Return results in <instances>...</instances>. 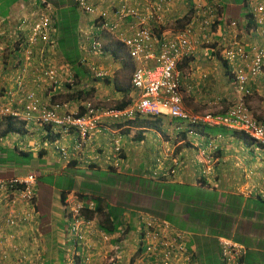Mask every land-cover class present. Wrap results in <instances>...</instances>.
Listing matches in <instances>:
<instances>
[{
  "label": "crops",
  "instance_id": "crops-1",
  "mask_svg": "<svg viewBox=\"0 0 264 264\" xmlns=\"http://www.w3.org/2000/svg\"><path fill=\"white\" fill-rule=\"evenodd\" d=\"M27 1H15L4 9L6 15L0 17V43L8 41L7 32L12 31L14 22L16 23L20 16L41 10L45 4V0ZM172 1L174 9L169 13V18L188 14L183 0ZM65 5L68 6L67 3ZM223 13L224 15L219 16L221 18L218 17L215 28L211 29L212 33L198 32L199 36L194 37L196 44L193 45L192 52L178 64L182 77L183 106L190 114L219 112L220 107L216 106L219 101L222 106L228 107V103L233 102L236 94L238 95L227 73L228 65L223 59L222 52L230 44L234 33L233 38L236 36V40L251 43L247 30L252 24L244 19L241 3L230 5ZM76 15L77 44L81 62L79 70L83 71V76L78 77L73 85L63 84L54 88L47 83L38 84L32 78L31 71L27 70L22 78L25 89L34 91L42 104L62 101L70 104L71 109L79 100L66 101L67 95L78 88L91 91L88 98L105 108L116 109L117 104L127 99L132 103L130 71L133 65L129 58L126 54L122 55L120 50L111 52L117 46L114 44L111 46L110 42L107 44L104 36L102 38L104 52L96 58L85 57L80 48V31L91 19L87 20L77 8ZM3 20L5 22L1 24ZM231 23L236 24L235 29L231 27ZM204 34L208 35V44L203 43L201 36ZM51 37L52 47H46V51L43 52L34 50L32 65L36 62L39 65L43 63L45 66L60 68L65 64V60L56 49V30ZM6 46L7 48L11 46L10 40ZM16 57L17 54H12L9 61L16 63ZM83 59L85 63L82 62ZM87 64L95 65L97 72H102L101 76L90 73ZM0 67V104H5L4 94L15 87L13 78L15 73L2 72L4 65ZM75 70L73 69V74ZM73 78L75 79V76ZM17 81L20 83V80ZM251 86L253 95L248 99V106L252 115L258 121L264 122V70L252 81ZM19 98L18 95H14L12 100L14 106L18 105ZM145 119L136 117L132 121H115L103 118L101 120L103 127L90 137L86 148L80 151L73 150L75 134L61 136L59 133H51L48 129L42 131L34 127L24 134L10 133L0 139V148L15 149L21 151L22 155L30 154L31 161L26 164L21 159V163L18 162L20 166L9 163L0 166V170L14 168V172L38 171V176L44 171L53 177L63 175L62 178L66 182L61 185L66 189L69 187V181L73 182L72 190L66 197L67 202L76 199L72 198L76 192L81 198L83 196L99 198L103 207L106 205L120 210V219L125 220L128 231L131 230L129 237L121 238V231L112 235L108 242H102L92 236L87 240L89 261H82L80 264H103L102 251L112 248L111 246L117 249L119 259L113 260L111 264H154L145 256L143 247L136 237L142 217L148 214L166 220L174 230L188 235L186 246L191 255V262H187L185 257L180 255L178 261H175L176 264H221L218 238L226 236L246 249L242 264H264V197L255 196L264 189V166L261 167L258 161L255 163L254 158L258 160L257 157L249 153L252 152L254 155L256 148L247 146L238 135L230 131L215 138H205L202 142H190L193 143V147L187 148L182 146L184 141L181 135L172 131L173 123L176 121L169 117L154 118L151 121H144ZM156 121L160 122L155 123ZM58 146L65 147L69 152L68 160L61 158L56 151ZM165 149L168 152H165ZM152 153L155 155L153 158ZM173 154L175 158L171 157ZM23 156L25 158V155ZM207 160H210L207 166L212 174L208 182L206 181L208 178H205L204 184L200 181L199 170ZM157 163L162 164V171L159 174L153 172L150 174L152 165L155 166ZM87 164L89 169L86 167ZM170 168L175 171L173 174L168 171ZM255 169H259L256 175ZM198 190L205 191L208 197H201ZM209 192H217L218 195L216 198L214 196L209 198ZM249 192L253 194L249 195ZM59 193L60 191L56 189L52 199L43 198L44 213L48 219L46 224L51 228L50 233L55 238V245H49L46 233L43 235L41 233L38 241L34 243L28 244L25 241L22 245L20 240L19 245L24 251L18 258L20 262L24 259L27 263H32L37 259L38 262L33 263L40 264L41 261L42 264L41 255L50 251L49 249L60 250L63 256L72 250H79V243L76 246L75 243L74 245L69 243L73 237L70 238L66 231L68 216L64 211V203L62 204L59 199ZM48 202L50 203L47 206ZM3 208L0 206V217L5 213ZM128 240H136V246L134 247L133 242ZM124 251L126 255H123ZM132 253L135 256L134 260L130 261V258L125 262V257ZM75 255H79V252ZM57 258L56 255L55 264H59ZM67 263V260H64V263L62 261V264Z\"/></svg>",
  "mask_w": 264,
  "mask_h": 264
},
{
  "label": "built area",
  "instance_id": "built-area-1",
  "mask_svg": "<svg viewBox=\"0 0 264 264\" xmlns=\"http://www.w3.org/2000/svg\"><path fill=\"white\" fill-rule=\"evenodd\" d=\"M183 1L187 11H192L194 16L188 25L177 30L171 27L168 19L173 8L170 0H76L80 13L86 16L87 20L91 19L80 31V48L85 57L96 58L104 52L101 37L106 34L114 37L116 44L135 61L131 79L135 94L132 104L123 110L105 108L91 99L79 100L72 109L70 104L62 101L42 104L34 91L25 89L22 84L23 77L18 75L15 81L16 93L9 91L5 95L6 103L0 106V122L11 117L20 119L27 126L32 125L37 130L47 128L51 133H59L61 136L75 134L73 150L80 151L86 148L90 137L103 127V118L126 121L136 117H169L179 122L177 129H188L190 135L194 133L191 131L192 126L197 123L241 132L264 152V122L253 117L242 99L223 114L192 115L184 108L182 77L178 64L192 52L193 45L196 44L194 37L199 36L198 32L212 33L218 9L210 6L207 0ZM246 2L248 12L257 25L250 33L256 36L260 43L250 45L236 40L235 36L222 55L234 76L237 91L250 95L249 81L264 70V0ZM46 9L49 10V6L35 14L25 37V64L29 67L34 48L42 46L43 52L46 46L52 47L53 44L51 36L55 30L51 27V15L45 12ZM26 23L27 19L24 18L21 24ZM201 37L204 44L209 43L208 35ZM82 62L85 63V59ZM87 65L90 73L101 76L102 72H97L95 65ZM32 68L29 69L31 76L38 84L47 83L55 88L74 83L73 72L68 65L61 69L44 64ZM17 80H20V83ZM16 94L20 96L17 103L21 106L19 109L13 108L12 100ZM56 150L62 159L68 160L69 152L65 147L58 146ZM204 173L209 174L210 168L207 167ZM35 184V176L29 174L24 178L0 180V191L6 196H17L25 202H30ZM18 185H23V188H16ZM263 191L260 193H264ZM81 208V203H76L72 208L74 215L71 234L83 245L87 244V240L92 236L102 242L108 241L109 237L96 231L92 221L77 216ZM141 234L145 254L154 256L155 262L176 264L175 261H178L180 255H183L187 262H191V255L186 247V235L172 230L166 221L158 217L147 218ZM218 244L222 264H241L246 252L242 245L228 237H219Z\"/></svg>",
  "mask_w": 264,
  "mask_h": 264
},
{
  "label": "trees",
  "instance_id": "trees-1",
  "mask_svg": "<svg viewBox=\"0 0 264 264\" xmlns=\"http://www.w3.org/2000/svg\"><path fill=\"white\" fill-rule=\"evenodd\" d=\"M15 1H18V0H0V17L6 15V13L4 14L1 12V10H4L2 6H4L5 4L8 5V3H10V2H11L10 3V5H11ZM25 1H27V0H25ZM207 1L210 4V6H214L216 9H218V12H217V14H218L217 18H218L220 16V14L224 15L223 11H225L226 8H229L230 5L240 4L245 0H207ZM66 3L68 4V6L65 5ZM44 6H49V10L46 9L45 12H47V14L51 15V27H53V29L56 30L55 45H56L57 51L62 55L65 62H67L74 70L78 69V70H75V73H74V76H75L74 81H75L78 77L83 76V71L79 70L80 69L79 67L81 66V62H80V56H79V50H78V44H77V34H76L77 19H78L77 15H76L77 2H75V0H45ZM193 16H194L193 12L189 11V13L186 16V18L184 19V21H182L181 27L183 28L185 24H189L191 22ZM222 17H224V16H222ZM219 18H221V17H219ZM195 26H196V24L194 25V27ZM212 28H215V24L212 25ZM20 44L21 43L19 41L15 45V49L13 51L16 50L15 51L16 54L20 51L18 48V46ZM41 48H42V46H39V49H38L39 52H41ZM35 65L38 66L39 63L36 64V62H35ZM90 92L91 91H86L85 89H82V88L73 89V91H71L67 95L66 101L83 100L85 98L90 97L89 96ZM130 103H131L130 99H127V100H124L121 103L117 104L115 106V108L121 110V109H124L125 107H127ZM153 119H154L153 117H147L144 121H147V120L151 121ZM158 122H160V121H156L155 123H158ZM26 131L28 132V130L24 128L23 122L19 121V123H15L13 121V119L9 117V118L5 119L4 128L2 131H0V139L6 137L10 133L24 134ZM191 131L194 132L193 135H191V136H188V129L179 133L181 135V139L184 141V142H182V146H184V147L186 146L187 148L188 147L192 148L193 143H190V142H196V141L202 142L205 140V138L206 139L215 138L217 135L221 136V135L226 134L225 132L228 130H225L221 127L204 126L201 123H197L196 125L192 126ZM233 134L238 135L247 146H253L254 148L257 147L256 145L253 144V142L245 134H243L241 132H233ZM210 143H211V141L209 140V144ZM23 155H25V158ZM23 155L21 154V151H17L15 149L7 150V149L0 148V166H2V165L6 166L9 163H14L15 166H18V165L20 166L21 164H18V162L21 163V159L24 160L23 163L28 164L31 161V155L30 154H23ZM11 171H14V168ZM40 171H42V170H40ZM199 172H200V176H201L200 181H202L205 184L206 181H205L204 176H203V174H204V163H203L202 168L199 170ZM47 174H48L47 171L41 172V175H39L36 178L37 183H36V186L33 190L32 205H34L33 206L34 210H36L39 213L38 214L39 215L38 216L39 224H37L38 225L37 232L40 234L42 233V235H43V233H46V235L48 236L49 241H50L49 245H51V244H54L55 238L53 237V234L50 233V229H51L50 226H47V224H46L48 222V219L44 213L43 198H51L52 199L53 193L57 189L60 191L59 199H60L61 203L62 204L65 203L67 194L72 190V183L73 182L69 181V187L67 189L62 185H57L53 189L49 188L50 185L49 186L44 185L45 188L41 189V187H40L41 185H40L39 181L42 177H46ZM50 176L53 177V175H50ZM60 177L62 178L63 175H60ZM65 182L66 181L64 180L63 183H65ZM19 187H23V185H18L16 188H19ZM198 191L200 192L201 197L206 198L207 193L205 191H203V190H198ZM217 195H218L217 192H213V193L209 192V198H213L212 196H214V198H216ZM255 196H257V198H261L259 193H256ZM80 199L83 200L84 202H86L88 206H89V203H93V205H94L92 210H90L86 204L83 205V209L81 211V214L85 218L91 220L93 218H96V216H98L99 220L97 223V227L100 231H102L108 235L118 233L119 227H121L123 225V220L120 219V213H119L120 210H118L115 207L106 206V205L103 207L101 205L102 200H100L99 198H95V197L88 198L87 196H83ZM49 203L50 202H48L46 205L48 206ZM68 216H69V214H68ZM70 228L71 227L69 225H67V230H66L67 233L70 230ZM32 229H34V227ZM72 239L70 240L69 243L71 245H74V243H75V245H76V243H78V241L76 242V239H74V238H72ZM139 243L141 244L140 237H139ZM49 250L50 251L42 253V255H41V258L43 260L42 264H55L54 257L56 255L58 256L57 259L59 261V264H62V261L64 263V259L62 258V251L56 250L55 248L49 249ZM140 251H141V247H139L138 252H140ZM146 256L154 264H160V263L155 262L154 256H148V255H146ZM134 257L135 256H133L130 261L134 260ZM39 263L41 264V261Z\"/></svg>",
  "mask_w": 264,
  "mask_h": 264
},
{
  "label": "clouds",
  "instance_id": "clouds-1",
  "mask_svg": "<svg viewBox=\"0 0 264 264\" xmlns=\"http://www.w3.org/2000/svg\"><path fill=\"white\" fill-rule=\"evenodd\" d=\"M170 1H172V0H170ZM185 3V2H184ZM172 4L174 5V2L172 1ZM45 5V4H44ZM45 7V6H44ZM42 8L41 10H38V11H32V12H30V14L29 15H26V16H20V18H18V20L16 21V23L14 22V26H13V29H12V31L11 32H7L8 33V35H9V37H8V41L7 42H5V43H0V47L2 48V55L0 56V65L2 66L3 65V59L5 58V55H8V51H10L9 53L10 54H16L15 53V51H13L14 49H15V45L20 41V45L18 46V48H19V52L17 53V55H18V57H16L15 58V60H16V63L19 65V68H18V70H17V72L15 73V75H14V80L16 81V78L18 77V75H21L23 78H24V76H25V73H26V71L27 70H29V69H33L32 67H36V65H32L31 64V62H32V60H33V56H34V52L36 51H38V49H39V46L38 47H36V48H34L33 49V55H32V58H31V61H30V67L28 66V65H26L25 63H26V61H25V48H26V45L24 44V41H25V37H26V35L28 34V31H29V28L31 27V25H32V23H33V21H34V18H35V14H37V13H40L42 10H44L45 8ZM41 7H39V9H40ZM241 8L243 9V13H244V15H245V18L244 19H247V21L249 22V23H251L252 24V26L251 27H249L248 28V30H247V33H248V35L250 36V38H251V43H249V42H247V41H243L244 43H247V44H250V45H252V44H258V43H260V40L256 37V36H254L253 34H251L250 33V31L253 29V28H255V26H257L256 25V23H255V21L253 20V18H252V16H251V14H249V12H248V9H247V2H246V0L245 1H243L242 3H241ZM174 9V7L172 8V10ZM77 10H78V8H77ZM79 11V10H78ZM80 12V11H79ZM189 13V12H188ZM188 14H185V15H183V16H181V17H173V18H169L168 17V19H169V22H171V24H172V26L171 27H173V25H174V29H177V30H179V29H183L186 25H188V24H185L184 25V27L182 28L181 26V23H182V21H184V19L186 18V16H187ZM27 19V23L26 24H24V25H22L21 24V22H22V20L23 19ZM218 20V18L216 19V21ZM215 21V22H216ZM5 21L3 20L2 22H1V24H3ZM215 24V23H214ZM234 25H236L235 23H231V27L232 28H236ZM21 27H22V29H21ZM53 28V27H52ZM239 28V27H238ZM55 30V29H54ZM55 34V33H54ZM235 34V33H234ZM234 34L232 35V38H233V36H234ZM12 36V37H11ZM105 36H109V35H104V37ZM102 38H103V36L101 37V41H102V43H103V40H102ZM114 38V37H113ZM231 38V39H232ZM9 40H10V43H11V46L9 47V48H7V46H6V44L9 42ZM115 45L117 46V48L115 47V49H113V50H111V52H115L116 51V49L117 50H120L119 52H124L122 49H121V47L118 45V44H116V42H115ZM46 47H50V46H46ZM46 47H45V49L43 50V51H46ZM35 50V51H34ZM104 50H105V46H104ZM126 55H127V53H126V51L124 52ZM114 56H116V54H114ZM127 57L129 58V56L127 55ZM11 58V57H10ZM13 59V58H12ZM129 60H130V62H131V64L133 65V69H132V74H131V79H132V75H133V71H134V68H135V61H133L131 58H129ZM225 62V61H224ZM226 64H227V62H225ZM43 64V63H42ZM64 65H68L70 68H71V70H72V72H73V68L67 63V62H65V64H62V66H64ZM61 66V67H62ZM53 68H55L54 66H52ZM60 67V68H61ZM1 68V67H0ZM60 68H56V69H60ZM25 69H27V70H25ZM20 71H22L21 73H20ZM227 73H229V75H230V78H231V80H232V82L234 83V76L230 73V70H229V67H228V69H227ZM263 73V72H262ZM261 73V74H262ZM260 74V75H261ZM260 75H258V76H260ZM73 76H74V74H73ZM258 76H256L255 78H257ZM255 78H253L252 80H250L249 81V83H248V87H249V89H250V91H251V94L250 95H245V94H243V93H241V92H239V91H237V93H238V95L236 94V97H235V100L233 101V102H231V101H229V102H231V103H228V107H226V106H222V104H221V101H219V103L218 104H216V106L218 105L220 108H219V112H211V111H209V112H206V113H211V114H223V113H225L228 109H230L234 104H236V103H238L239 101H240V99H242V101L248 106V99L253 95V89H252V86H251V84H252V81L255 79ZM14 80H13V83H14ZM73 80H74V78H73ZM130 83H131V90H132V99H134L135 98V94H134V91H133V89H132V82H131V80H130ZM68 85V84H67ZM235 85V84H234ZM236 88V87H235ZM237 90V89H236ZM9 91H12V92H15L16 93V84H15V87L13 88V89H9V90H7V92H6V94L9 92ZM6 94H4V95H6ZM18 94H16L15 96H17ZM19 96V95H18ZM20 97V96H19ZM87 99H90V98H87ZM6 103V102H5ZM132 104V103H131ZM131 104H129V105H131ZM3 105V103L2 104H0V106H2ZM128 105V106H129ZM127 106V107H128ZM21 106L20 105H15V106H13V108H15V109H19ZM127 107H125V108H127ZM124 108V109H125ZM248 108H249V106H248ZM121 110H123V109H121ZM249 110H250V108H249ZM250 112H251V110H250ZM204 113H201V114H192V115H203ZM252 114V113H251ZM254 117V116H253ZM9 118V117H8ZM11 118V117H10ZM142 118H147V117H142ZM255 118V117H254ZM13 119V121L15 122V123H19V121L20 122H23V126H24V128L25 129H27L28 131H31L30 129L32 128V127H34V126H27L25 123H24V121H22V120H20V119H14V118H12ZM256 119V118H255ZM135 120V119H134ZM174 120V119H173ZM257 120V119H256ZM5 121V120H4ZM16 121H18V122H16ZM126 121H132V120H126ZM174 121H176V126H174V130L176 131V133H180V132H182V131H184V130H186L185 128H182V129H177L178 127H179V123H178V121L177 120H174ZM2 122V121H1ZM204 126H207V125H204ZM213 127H221V126H213ZM221 128H223V129H225L224 127H221ZM225 130H228V129H225ZM42 131H47V128L45 129V130H42ZM228 131H230V132H236V131H231V130H228ZM188 136H191L190 134H188ZM256 150L258 151V150H261L260 148H258V147H256ZM57 151V150H56ZM58 152V151H57ZM59 153V152H58ZM171 154V153H170ZM171 157H173V155H171ZM68 159H69V156H68ZM64 160V159H63ZM65 160H67V159H65ZM163 161H164V159H163ZM175 162V161H174ZM176 163V162H175ZM210 164V160H207L206 161V163H204V170L208 167L207 165H209ZM176 166H179L178 164H175ZM88 166V167H87ZM157 169L156 170H154V171H156V172H153V173H156V174H159L160 173V171H162L161 169H162V164H159V163H157ZM86 167H87V169H89V164H87L86 165ZM158 168H160V170H158ZM3 170H7V169H2V170H0V171H3ZM8 171H10L11 173H13L14 175H12V176H8V177H0V180H5V181H8V180H10V179H15V178H24V177H26L27 175H29V174H32V175H34L35 176V183H37L36 182V178H37V176L35 175V174H33V173H31V172H26V173H24V174H22V175H16L17 173L16 172H14V171H11V170H8ZM168 171L170 172V174H173L175 171L173 170V169H168ZM18 172H22V171H18ZM212 174V172L210 171V173L209 174H203V176H204V179L205 178H208V180H206L207 182L209 181V179L211 178V177H209L210 175ZM35 186H36V184H35ZM20 188H23V187H20ZM35 188V187H34ZM264 190V189H263ZM253 191V190H252ZM251 194H253V192L251 193ZM263 193H260V195H262ZM32 198H33V196H32ZM72 198H76L73 202H67L66 200H65V203L63 204L65 207H64V211L65 212H67L66 213V216H68V214H69V216H68V219H67V221H68V225L70 226V227H72V222H73V215H74V212L72 211V208H73V206L76 204V203H81L82 204V208H81V210L79 211V213H78V217L79 218H81V219H84V220H86V221H92L93 222V224H94V228H95V230L96 231H98V232H101V233H104V232H102V231H100L99 229H98V227H97V223H98V220H99V217L98 216H96V218H93V219H91V220H89V219H87V218H85L82 214H81V211H82V209H83V205L84 204H86L87 205V203L86 202H84L83 200H81L80 198V196H79V194L78 193H74V196L72 197ZM0 206H2V207H4L3 209H4V211L3 212H5L1 217H0V264H34L33 262L34 261H32V263H27L26 262V260H22L21 262L18 260V258L22 255V253L24 252L23 251V249H22V247H20V245H19V242H20V240H21V244L23 245L24 243H25V241L26 242H28V244L29 243H34V242H36L39 238H40V233H38L37 232V227H38V225L37 224H39V219H38V212L36 211V210H34V208H33V206L34 205H32V200L30 201V202H25V201H23V200H21V199H19V197H17V196H11V195H9V196H6L5 194H4V192L3 191H0ZM88 206V205H87ZM93 203H89V206H88V208L90 209V210H92L93 209ZM0 214H1V212H0ZM66 216H65V218H66ZM149 217H157V216H155V215H146L144 218L142 217V220H141V223H140V225H139V231H138V233H136V236H137V239L139 240V237H140V241H141V245H142V247H143V250H144V254H145V246H144V242H143V239H142V230H143V228H144V226H145V221H146V219L147 218H149ZM158 218H160V217H158ZM160 219H162V218H160ZM162 220H164V219H162ZM164 221H166V220H164ZM167 222V221H166ZM127 223V222H126ZM126 223H125V220L123 221V225L121 226V227H119V230H118V232H120L121 231V233H122V230L125 228V226H126ZM168 223V222H167ZM169 224V223H168ZM170 225V224H169ZM34 227V229H32ZM170 227H171V225H170ZM18 229H20L21 231H18ZM171 229L172 230H174L172 227H171ZM70 230H71V228H70ZM70 230L68 231V235H69V237L71 238V237H73L74 239H76V242L78 241V243H79V245H78V247H79V250H76L75 249V251H73L72 250V252H73V258H72V260H77V258H79L80 260H77V262H78V264H80V262H84L85 260L88 262L89 261V258H88V256H87V244H85V245H83L81 242H80V240L79 239H77L75 236H73V234H71V232H70ZM174 231H176V230H174ZM176 232H178V231H176ZM105 234V233H104ZM116 234V233H115ZM105 235H107L108 237H109V239H108V241L110 240V237L112 236V235H114V234H112V235H108V234H105ZM186 237H187V241H188V235L186 234ZM227 237V236H226ZM229 238V237H228ZM108 241H106V242H108ZM76 245H77V243H76ZM75 245V246H76ZM187 247V246H186ZM188 249V248H187ZM245 251H246V249H245ZM76 252H79V255H75L76 254ZM245 254H246V252H245ZM245 254L243 255V257L245 256ZM75 256H77V257H75ZM145 256H146V254H145ZM243 257H242V260H243ZM220 258V257H219ZM35 260V259H34ZM221 260V259H220ZM242 260H241V264H242ZM38 262V261H37ZM222 264V263H221Z\"/></svg>",
  "mask_w": 264,
  "mask_h": 264
},
{
  "label": "rangeland",
  "instance_id": "rangeland-1",
  "mask_svg": "<svg viewBox=\"0 0 264 264\" xmlns=\"http://www.w3.org/2000/svg\"><path fill=\"white\" fill-rule=\"evenodd\" d=\"M11 3V2H10ZM10 3H8V5H4V6H2L3 7V9H6L9 5H10ZM36 7H38V4L36 5ZM236 7V6H235ZM10 9V7L7 9V12H8V10ZM1 12L2 13H6V10H1ZM171 24V23H170ZM172 28H174V26L172 27ZM105 38H106V42H107V44L110 42V43H112V45L111 46H113V44L115 45V40H114V38L112 37V36H105ZM122 49V48H121ZM123 50V49H122ZM124 52H125V50H123ZM10 51H8V55H5V58L3 59V65H4V69H2V72L3 71H8V72H10V71H13V73H16L17 72V70H18V68H19V65L17 64V63H14V62H11V61H9V57H11L12 56V54H10L9 53ZM124 52H122L123 54L122 55H124L125 53ZM131 74H132V71H130V76H131ZM1 75V74H0ZM126 76V75H125ZM4 90V89H3ZM179 123V122H178ZM176 124L177 123H173V126H176ZM4 125H5V121L3 120L2 121V123H0V131H2L3 130V128H4ZM172 131H175L174 129L172 130ZM186 147V146H185ZM165 152H168L167 151V149H165L164 150ZM171 152L169 151V154H170ZM250 153V155L251 156H256L257 157V159L258 160H256V158H254L255 160V163L258 161L259 162V164L261 165V167H263L264 166V152L262 151V150H255L254 149V155H253V153L252 152H249ZM153 157H155V155H154V153H152V158ZM173 158H175V156H174V154H173ZM151 168V167H150ZM157 169V166L155 165V166H153L152 165V168L150 169V174H152V172H156V171H154V170H156ZM123 172L125 173L126 171H124L123 170ZM258 172H259V169H255L254 170V174L256 175V174H258ZM17 174L16 175H22V174H24V173H26V172H16ZM28 173V172H27ZM31 173H33V174H35L37 177H38V171H31ZM12 175H14L13 173H11L10 171H8V170H3V171H0V177H8V176H12ZM106 175V174H105ZM146 175H148V173H146ZM112 176H114V174H112ZM57 181V182H56ZM64 182V180H63V178H61L60 176H55L54 178L52 177V176H50V175H48L47 174V176L46 177H42L41 179H40V181H39V183H40V187H41V189H43V188H45L44 187V185H50V186H53L54 188L57 186V185H61L62 183ZM113 183H115L114 181H113ZM264 192V191H263ZM262 196L264 197V193L262 194ZM125 223H126V221H125ZM130 231L131 230H129L128 231V224L126 223V226H125V228L122 230V237L121 238H123L124 239V237H129V233H130ZM137 237V236H136ZM38 241V240H37ZM36 241V242H37ZM130 240H128V242H129ZM130 242H133V246L135 247L136 246V240L134 241V240H132V241H130ZM127 246H129V244L127 245ZM112 248H110V249H108V248H106V249H108V250H106V249H104V251H102L103 252V261H102V259H101V262L103 263V264H111V262L114 260V261H118L119 259L117 258L118 257V251H117V249L115 248V246H111ZM70 250H72V249H70ZM65 253V252H64ZM127 253L124 251V254L123 255H126ZM131 254V253H130ZM130 254H128L127 255V257H125L126 258V260H125V262H127L130 258H132L133 256H134V254L132 253V255H130ZM102 255V254H101ZM75 257H77V256H75ZM62 258L64 259V260H67V264H78V262H77V260H72V252L70 251V253H68V254H66L65 253V255L63 256V253H62ZM37 259H35L34 260V262H37L36 261ZM124 260V259H123ZM84 262H87L86 260L84 261ZM120 263H121V261H119Z\"/></svg>",
  "mask_w": 264,
  "mask_h": 264
}]
</instances>
